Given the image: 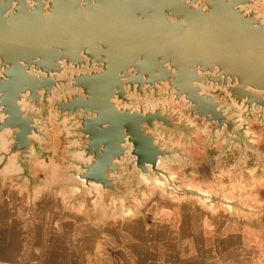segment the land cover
<instances>
[{
	"label": "water",
	"instance_id": "water-1",
	"mask_svg": "<svg viewBox=\"0 0 264 264\" xmlns=\"http://www.w3.org/2000/svg\"><path fill=\"white\" fill-rule=\"evenodd\" d=\"M264 0H0V172L37 183L33 159L65 131L72 197L126 207L140 187L179 194L186 150L258 154Z\"/></svg>",
	"mask_w": 264,
	"mask_h": 264
},
{
	"label": "crops",
	"instance_id": "crops-1",
	"mask_svg": "<svg viewBox=\"0 0 264 264\" xmlns=\"http://www.w3.org/2000/svg\"><path fill=\"white\" fill-rule=\"evenodd\" d=\"M47 124L51 141L44 143L42 158L48 148L52 155L59 149L55 126L63 130L54 118ZM63 138L67 144L65 132ZM186 152L193 160L171 170L177 184L183 181L179 187L204 201L208 211L197 220L188 210L173 213L156 198L140 196L150 190L146 185L121 207L132 195L142 200L131 217L110 213L100 198L46 195L42 182L49 168L43 165L34 164L36 190L14 179L12 170L0 172V264H264V143L242 160L239 149L221 158L218 146ZM141 215L151 228L142 227ZM125 232L131 245L123 243Z\"/></svg>",
	"mask_w": 264,
	"mask_h": 264
},
{
	"label": "rangeland",
	"instance_id": "rangeland-1",
	"mask_svg": "<svg viewBox=\"0 0 264 264\" xmlns=\"http://www.w3.org/2000/svg\"><path fill=\"white\" fill-rule=\"evenodd\" d=\"M260 10L264 11V7L260 6ZM55 129L58 130V135L60 137L59 139L60 141H57V143L60 144V146L58 147L59 149L55 150L54 154L52 155V151H50V148H48L49 151H47V154H46L48 157L46 156V158H42L40 155L34 157L33 165L34 164L43 165V168L45 170L49 168L48 171H46L48 173L47 178L46 179L43 178V182H42V184L45 185L44 188L46 190L45 191L46 195L51 194V195L60 196L62 198L69 199V197H71L70 195H71L72 190L67 188L64 185L68 181V177L62 172V170L64 169V165H63L62 157H61L63 153V146L65 145L64 138H63L65 131H63L58 125L55 126ZM249 130L253 131L254 133H257V135L262 136V139L258 142V144L264 143V123L261 124V123H257L254 121L251 123ZM50 180L54 181V184H50ZM178 184L180 186L183 184V181L181 178H178ZM39 185H40L39 182L36 183V185L33 187V190H36L39 187ZM50 186H51V189H50ZM149 187H150V190H148L145 193L142 192L140 196L156 198L157 200L161 202L162 204L161 207L164 205H167L166 207L170 212L174 213V212H179L181 210H184V211L188 210L191 214H193V216L189 215L190 219L197 220L198 216L201 214V212H203V210L208 211L206 209L207 207L204 201H202V199L197 194H193V193H189V194H179L178 193L177 194V192L174 190H166L164 187L157 186L154 183H151ZM132 198L133 200L130 201V203L127 205V208L124 209L121 207L119 208L112 207L108 209L109 212L112 214L118 213V214H124L126 216L132 217V215L141 211L140 207L142 206L139 204V202L140 201L143 202L142 200H139L138 197H136L135 195H132ZM171 198H175V199L170 200ZM155 208L156 207L153 206V208H151L150 211L148 209L147 212H153ZM172 217H173V214L171 215V218ZM140 218H142L141 220L142 227L143 225L145 226L147 225L146 228L148 229L149 227L150 228L152 227L150 224L151 222L149 221L147 222L144 221L145 223L143 224L142 215ZM129 228L131 230V227ZM126 232L124 233V236L122 238L123 243L131 245L132 237L130 234H126Z\"/></svg>",
	"mask_w": 264,
	"mask_h": 264
},
{
	"label": "bare ground",
	"instance_id": "bare-ground-1",
	"mask_svg": "<svg viewBox=\"0 0 264 264\" xmlns=\"http://www.w3.org/2000/svg\"><path fill=\"white\" fill-rule=\"evenodd\" d=\"M256 182H257V181H255V183H256ZM263 182H264V180H263ZM263 182H261V183L263 184ZM255 183H254V184H255ZM257 185H258V183H257ZM263 186H264V185H263ZM254 187L257 188L256 185H255ZM254 187H250V188H254ZM259 187H260V186H259ZM250 188H249V189H250ZM256 188H255V189H256ZM255 189H254V192H252V193H255V194H256V190H255ZM250 190L252 191V189H250ZM263 190H264V189H263ZM248 191H249V190H248ZM258 191H259V190H258ZM258 191H257V192H258ZM259 192H260V191H259ZM260 193H261V192H260ZM255 194H254V195H255ZM261 196H262V195H261ZM261 198H262V197H261ZM262 199H263V198H262ZM203 200H204V199H203ZM229 208H230V207H229Z\"/></svg>",
	"mask_w": 264,
	"mask_h": 264
}]
</instances>
